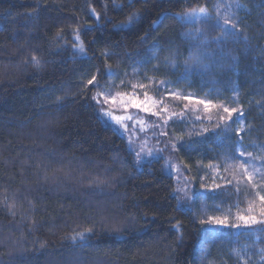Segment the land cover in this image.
<instances>
[{
    "label": "trees",
    "instance_id": "obj_1",
    "mask_svg": "<svg viewBox=\"0 0 264 264\" xmlns=\"http://www.w3.org/2000/svg\"><path fill=\"white\" fill-rule=\"evenodd\" d=\"M217 3L241 5L232 9L234 36L214 26ZM204 5L212 20L176 19ZM76 30L83 53L73 48ZM33 54L40 67L25 62ZM94 74L104 87L146 75L238 107L226 132L264 175V0H0V227L11 234L0 263L264 264V223H200L205 203L215 210L234 195L231 186L204 187L220 131L182 135L176 173L162 157L137 165L125 137L98 114L97 89L87 85ZM181 177L196 191L192 208L177 206ZM246 200L234 196L237 214L264 221ZM95 202L117 219L102 222Z\"/></svg>",
    "mask_w": 264,
    "mask_h": 264
},
{
    "label": "rangeland",
    "instance_id": "obj_2",
    "mask_svg": "<svg viewBox=\"0 0 264 264\" xmlns=\"http://www.w3.org/2000/svg\"><path fill=\"white\" fill-rule=\"evenodd\" d=\"M149 78H152V77L144 75L142 76V80L139 82L138 75L134 77L132 84L143 83L147 85L146 89L137 88L135 90L136 93L138 94L140 99L144 98L143 94L145 90L148 92V95L150 97H153L156 100H160L161 98H163L164 105H161L160 107H164V106L167 107L168 111L166 115L171 117V119H169L167 124L165 125L164 120L158 118L157 116H152L148 113L141 112L135 108H131V107L129 108L128 114L137 116L139 118H143L148 124V128L145 132H140L139 125L137 126L136 132H137V135L139 136V140L135 141V144H134L135 150L137 151L139 150L140 142L144 140L145 138H147V141H148L147 147L152 148V149L161 150V151H157L152 156L146 155L143 160L150 161L152 159L162 157L166 171L168 173L169 172L176 173L178 166L174 162L175 157H174V152H173L174 149L172 147L173 143L178 144L182 139H184L182 135L186 133H188V135H193V134H197L201 132L204 133L205 131H209V130L210 131L212 130L220 131V137L217 142L219 146L220 144H222V146H220L219 149L217 150V153L219 152V158H217V164H215L213 167H210V169L207 168L209 178H208V181H205L204 187L206 190H208V186L210 188V184H209L210 182H212V186H216V184L220 186H231L232 190L234 191V195H233L231 202L225 205H222V204L218 205V207L215 210L210 208V204L206 205L205 203V205L201 207V211H200L201 217L199 219L208 220L209 217H211L215 220L224 221V223L222 224L211 223V222L204 224V225L212 226V227H228L229 226L228 224L231 223V217L233 219L242 221L241 219H239L241 215L237 214V212L240 211L241 208L238 206L239 202L234 201V196L235 198H237L241 196L243 192L245 193V196L247 197V200L245 202L246 205H250L253 201H255V208L252 211H249V206H248L246 210L249 211L250 213H253L254 215H260L259 209L261 205H260L259 200L256 199L254 195V191L251 189V186L249 185L247 180L244 179L243 176L237 175L236 172L234 171V167H232V165L238 164L240 160L249 159L246 156L239 157L238 159H235V160L232 159V157L238 156L236 152L237 147H242L243 149L244 146L242 144L241 138H238L236 140L235 135L229 134L226 132L228 129H230V127H232L233 129V127L237 124V120L239 119L241 115V110L234 105H229L222 101L211 100L209 98L199 97L191 93H184L177 89H173L172 85L167 81L152 78V80H154L155 83H151ZM119 84L120 82L117 85ZM131 85L130 86L126 85V87H121V88H112L111 91L113 92H116V91L132 92L133 89L131 88ZM105 88L107 89L108 86ZM167 93H179L184 97H188V99H175L174 97L167 95ZM198 100L211 101L213 106L210 108V110H205L203 104L197 103ZM220 105H226L229 108H238L240 111L238 113H234L233 116L227 122L220 121L219 115L224 114L223 107H217ZM96 108H97L98 114L101 117V119L106 122V118H104L101 114L100 106L96 104ZM117 114H122V113H117ZM126 123L130 125L131 121L126 122ZM157 125H159V127H157ZM114 128L117 130L116 127ZM180 130H182L181 132L182 134H179ZM117 131L120 132V134L125 137L128 143V140H129L128 134L125 133L123 129H119ZM162 132L167 133V135H161L160 133ZM227 142L229 144H227ZM253 163L255 164L254 161ZM166 164L175 165L176 170L174 171L171 168H166ZM256 167L258 166L256 165ZM262 173L263 172L261 170V175ZM42 176L45 177L43 173L39 174L40 178ZM206 177H207L206 174L203 175V179H206ZM177 187L187 188L190 190L191 193H195L196 195V191L193 190L190 181L184 180V178L182 177L179 178V180L177 181ZM177 195H182V193H177ZM194 199H195V196L193 197L191 201H188L185 203L184 208H187V207L192 208ZM94 205L98 210L102 211L101 213L103 214V216L102 217L100 216V219L102 220V222L107 223V222H112V220L114 219H117V216L114 217V216H108V214H105L106 207H108V204L104 202H99V203L95 202ZM16 209H18L17 206H16ZM113 209H115V207ZM215 211H217L218 213H216ZM4 228L0 227V248L2 246L1 244L6 243L9 240L10 235H11L9 231L4 232L5 231ZM8 248L10 249L8 256L9 258L10 257L12 258L14 254H16V251H15L16 245H10ZM19 255L21 254L19 253ZM46 259L47 260L44 261L43 264H84V262L79 257H71L68 259L58 257L56 259L51 256H48ZM6 264H10V262ZM93 264H104V263L102 261H96ZM205 264H214V262L212 260H207Z\"/></svg>",
    "mask_w": 264,
    "mask_h": 264
},
{
    "label": "snow or ice",
    "instance_id": "obj_3",
    "mask_svg": "<svg viewBox=\"0 0 264 264\" xmlns=\"http://www.w3.org/2000/svg\"><path fill=\"white\" fill-rule=\"evenodd\" d=\"M241 5L239 3H233V4H224V3H217L214 5V9L216 12L215 16V27H219L221 30V33L223 36H234L237 31H239L237 24L238 21L234 20L233 17L235 13L232 11L233 8H240ZM93 14L97 15L95 13V9H92ZM136 19V13H133L129 16L127 23L131 24ZM176 19L178 20H203L208 21L212 20V14L209 11L208 7L206 5L199 6L197 8H192L188 11H185L184 13H179L176 15ZM155 23V22H154ZM229 25H231V30L229 29ZM61 33H57V36L59 37ZM74 43L73 48L83 53L85 51L83 42L80 40L79 31L76 30L74 32ZM108 53H105V56H108ZM32 63L36 67L41 66V60L38 58L37 55L33 54L31 56V60L25 61ZM109 70V74H111V65L106 66ZM151 83H155L152 78H149ZM163 83V82H162ZM87 85L91 87H95L97 91L92 96V100L95 102V104L100 106L101 114L104 118H106V122L112 125L113 127H116L117 130L123 129L125 133L128 134L129 140H128V147L129 151L135 152V162L137 165H139L145 156H152L157 151V149H152L147 147L148 141L147 138L142 140L139 145V150H135L134 144L136 140H139V136L137 135L136 129L139 125V131L145 132L148 128L147 122L143 118H139L134 115L128 114L129 108H135L138 109L141 112L148 113L152 116H157L160 119L164 120V124L166 125L168 120L171 119V117L167 116L166 113L168 111L167 107H160L161 105H164V100L161 98L160 100H156L153 97H150L148 95V92L144 91V98L140 99L138 94L136 93V89H146L147 85L140 83V84H132L131 88L133 89L132 92H123V91H111L112 88H121L126 87L125 82L123 80L120 81L119 85H116L115 83H112L108 86L106 89L104 86H102L99 83L98 76L96 74L92 75L90 79L87 80ZM167 95L174 97L175 99H188V97H184L179 93H167ZM60 100V98H57ZM198 104H203L205 110H210V108L213 106L211 101H204V100H198ZM217 107H223V113L226 114H220L219 120L227 122L234 113H238L240 110L238 108H229L226 105H220ZM122 113V114H117ZM131 121V124L129 125L126 122ZM159 127V125H157ZM131 129V130H129ZM161 135H167V133H160ZM239 134V133H238ZM135 137V139H134ZM173 149H176L178 145L176 143H173L172 145ZM236 152L238 156L232 157V159H238L239 157H248L247 160H240V162L236 165H232L234 167V171L237 175L243 176L244 179L247 180L249 185L251 186V189L254 191V195L256 199L260 202V215L264 216V175H261V170L256 167V165L253 163V160L257 159L256 157H253L251 152L245 153V151L242 149V147H237ZM262 162H264V157L259 158ZM166 168H171L172 170H176L175 165L166 164ZM175 193H182V195H176L177 200V206L180 208H183L185 206V203L188 201H191L193 197L195 196V193H191L189 189L187 188H181L177 187L175 189ZM4 201H7V197H4ZM15 208V204L9 205V211L12 212L13 215H15L14 211H12ZM255 208V201H253L249 205V211H252ZM239 219L243 220L245 224H254V223H264V221H258L256 216H240ZM219 223L222 224L224 221L221 220H215L211 217H209L208 220L201 219V224L206 223ZM236 225H233L235 227ZM177 231H179L178 225ZM89 231H91L89 229ZM234 253L239 256L240 250L234 249ZM264 251V250H262Z\"/></svg>",
    "mask_w": 264,
    "mask_h": 264
}]
</instances>
